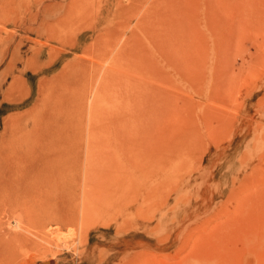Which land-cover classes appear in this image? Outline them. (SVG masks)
<instances>
[{
    "label": "rangeland",
    "instance_id": "374dc122",
    "mask_svg": "<svg viewBox=\"0 0 264 264\" xmlns=\"http://www.w3.org/2000/svg\"><path fill=\"white\" fill-rule=\"evenodd\" d=\"M12 118L74 142L84 217L7 264H264V0H0Z\"/></svg>",
    "mask_w": 264,
    "mask_h": 264
},
{
    "label": "bare ground",
    "instance_id": "6f19581e",
    "mask_svg": "<svg viewBox=\"0 0 264 264\" xmlns=\"http://www.w3.org/2000/svg\"><path fill=\"white\" fill-rule=\"evenodd\" d=\"M54 35L56 34L49 33L47 38H53L55 37ZM43 43L40 42V44ZM82 91L84 92L83 89ZM35 126H32V132L37 134L38 127ZM20 127L18 119H10V122L5 126L4 134L0 140V264L12 263L17 259V249L28 241L27 238L31 234L32 228L42 227L52 222L59 224L69 223L79 218L82 222L84 217L83 209L79 213V218L78 210L76 216L70 210L68 212L67 209L69 207L67 205V209L64 207L62 209V205H57V202H54L57 194L52 193L53 191L59 190L60 186L59 183L57 184L58 181H61L63 183L62 185L65 186L67 180L70 178L71 174L68 170L71 153L69 149H72L70 147L74 142L69 146L71 140L59 139L60 142L55 138V135L54 138L51 136L32 137L29 132H26L27 130L23 131L22 127ZM43 129L46 130L45 128ZM54 131L53 133H55ZM44 133L43 135H47ZM82 143L84 144L83 141ZM59 147L61 150L58 151ZM73 152L75 153V151ZM76 156L78 155L76 154ZM61 189L64 188L62 187ZM65 189L67 190V188ZM59 193H62V191ZM52 200L53 202H51ZM11 218L15 219V221H12L14 223V225L12 224L13 230L9 227V224H11L9 219ZM4 220H8V228H5L4 225L6 223L4 224ZM45 264H53V262L49 261Z\"/></svg>",
    "mask_w": 264,
    "mask_h": 264
}]
</instances>
